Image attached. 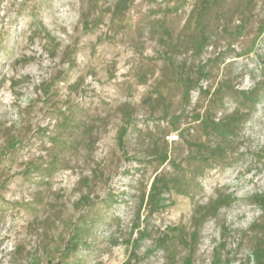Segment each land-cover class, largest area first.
I'll use <instances>...</instances> for the list:
<instances>
[{
  "label": "rangeland",
  "instance_id": "rangeland-1",
  "mask_svg": "<svg viewBox=\"0 0 264 264\" xmlns=\"http://www.w3.org/2000/svg\"><path fill=\"white\" fill-rule=\"evenodd\" d=\"M0 264H264V0H0Z\"/></svg>",
  "mask_w": 264,
  "mask_h": 264
},
{
  "label": "trees",
  "instance_id": "trees-1",
  "mask_svg": "<svg viewBox=\"0 0 264 264\" xmlns=\"http://www.w3.org/2000/svg\"><path fill=\"white\" fill-rule=\"evenodd\" d=\"M250 95H252V93ZM196 117L200 119L199 125L203 131L206 132L211 130L220 134L224 140L223 143L225 144L227 143V140L237 132L239 128L238 126L240 124L239 122L241 120L238 118L237 112H234L231 115H226L222 118H219L218 120H215L213 114L209 112H206L205 115L197 114ZM214 147H211L213 153H220L221 149L224 150V147L220 146L219 144ZM163 178V175H159L154 178L151 185V197L152 195H154V197H158L161 193L167 192L170 189L168 182Z\"/></svg>",
  "mask_w": 264,
  "mask_h": 264
},
{
  "label": "built area",
  "instance_id": "built-area-1",
  "mask_svg": "<svg viewBox=\"0 0 264 264\" xmlns=\"http://www.w3.org/2000/svg\"><path fill=\"white\" fill-rule=\"evenodd\" d=\"M204 86H205L204 82L200 81L199 84H198V89L201 88V87L205 88ZM178 139H179V135L178 134H171L169 136V140L170 141H176Z\"/></svg>",
  "mask_w": 264,
  "mask_h": 264
}]
</instances>
